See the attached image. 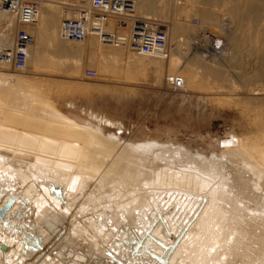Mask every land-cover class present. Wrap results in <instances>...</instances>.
<instances>
[{
	"label": "bare ground",
	"instance_id": "obj_1",
	"mask_svg": "<svg viewBox=\"0 0 264 264\" xmlns=\"http://www.w3.org/2000/svg\"><path fill=\"white\" fill-rule=\"evenodd\" d=\"M130 1L133 10L125 27L116 31L107 20L104 33L129 29L130 40L134 21L142 18L155 29L146 20L160 17L168 7L171 34L182 39L172 44L170 38L165 52L151 56L138 54L129 44L102 43L95 36L68 40L61 34L62 22L76 18L90 0H51L27 28L33 44L25 71L0 69V264H264V113L238 123L241 135L232 136L220 156L202 161L157 141H123L106 129L113 123L64 111L60 98L89 97L92 88L39 74L42 69L51 72L50 65L57 62L61 67L70 64L69 72L77 73L84 55L90 56L86 62L95 61L100 75L110 65L122 66L125 51L166 59L168 52L184 50L194 53L181 55L182 64L169 60L172 78L198 89L207 87V79L226 87L233 68L246 92L244 101L260 103L264 0ZM192 3L198 5L192 10L203 29L197 36L200 27L190 28L180 18ZM60 8L66 16L60 15ZM217 10L228 20L226 30L208 20ZM9 24L15 29L12 17H0V46L6 45ZM209 37L221 44L219 51L232 68L223 64L230 70L222 62L203 61L193 49L191 42L198 40L207 55L220 54L208 50ZM134 66L128 69L144 68ZM63 226L56 246L43 253L28 248L26 234L40 238L46 247Z\"/></svg>",
	"mask_w": 264,
	"mask_h": 264
},
{
	"label": "rangeland",
	"instance_id": "obj_2",
	"mask_svg": "<svg viewBox=\"0 0 264 264\" xmlns=\"http://www.w3.org/2000/svg\"><path fill=\"white\" fill-rule=\"evenodd\" d=\"M193 4L194 3H192V5H187H190L189 8L191 9L186 7L190 10V13L188 12L189 10L187 11L186 9L185 11L184 9L185 12L180 18L182 22L188 21L184 23H187V25L190 24L191 26L189 27H193L195 29L197 26L200 27V25L199 22H197L196 26L192 23V21L195 19L198 21L195 13H193L195 12L194 8H196L198 5ZM166 8H162L161 12L158 10L160 12V17L157 14L155 15L156 19L152 20V17L151 19L149 18L151 21L146 20V22L153 23L157 28H162L168 36L167 41L170 45L171 43H176L178 39L182 38L178 34H171L170 19L168 20L167 17L169 16V18H172L173 16L171 15L172 13L170 14L169 8ZM218 11L219 10L216 12L214 11V14L213 11L212 13L210 12V14H208V20L214 25L222 24V29L226 30V28L229 27L227 22L228 20L223 18V16L221 18L222 13L220 14ZM59 13L61 16H66L67 11L60 8ZM186 13L189 14L190 17H188ZM166 14L168 15L167 17ZM139 20L145 21L142 18H139ZM193 28L192 30H194ZM201 29V27L200 29H195L196 32L199 31L197 34H195L196 36L203 32V29ZM127 31L124 33H128ZM13 32L14 28L9 24L6 40L4 42L6 45L4 46H11ZM169 35H171V37ZM196 36H193V38ZM170 38L172 40L171 43ZM197 41L198 40H196V42ZM196 42L194 40L191 42V44L194 47L193 49H197V54L203 61L210 64L216 62L221 64L222 62V65L228 64V67L230 66L229 68H232L228 61H224L220 51V54L216 56H209L203 51L205 47L203 48L201 45H199L201 41L199 43L197 42L198 44ZM193 49L191 47L190 50ZM121 51L123 50L121 49ZM182 51L184 50H179V52H168L169 58L167 56L166 59L163 57L159 58V56H157L158 58L156 56V58L154 56L141 57L131 52L127 53V51H125L126 54H124V57L122 56L125 59L124 62H122V66L125 64L128 67H122L119 65L121 62L116 63V65L109 64L112 69L111 67L105 69V71L100 75L97 72L95 61L89 60V58L86 62L87 57L90 56L84 55L79 57V60L80 58L81 60L79 62L80 66L77 69L78 71L76 70L77 73L69 72L71 71V68H69L70 64L69 66L62 65V69L61 65L59 66V63H55V61L53 66L50 65L51 72L48 73L42 69L39 74L42 76V78L44 76V78L47 80V76H49L51 79L57 81L90 86L92 89L89 93V97L78 95L64 96L58 100L59 105H61L60 107L64 111H70L73 112V114L76 113L77 115L80 114L78 116H81L83 119L92 118V121H95L96 117L97 121L102 119L103 121H108L107 124L113 123V127L106 126V129L118 134L123 141L138 143L142 141L144 142L153 140L166 144L171 148L172 151H179L180 153L197 158V160L211 161L213 158L221 155L223 147L232 140V136L241 135V130L238 128V123L241 121H253L256 114L260 115L261 113H264V100L260 103L255 101H244V99H246V92H243L238 80L233 75V68L231 71H228L229 74L232 73V71L233 73L231 74L232 76L230 75L232 78L229 77L228 79L229 83L227 82L226 84L233 88L234 86L230 84L233 82L236 84L234 87L235 90H231L230 86L227 88L228 85L225 87V83H223L224 85L220 84L219 86L218 84L217 86V84L212 82L211 79H209L210 81L208 79V81L206 80L207 87L204 89L195 88L192 84H184L183 88L175 91L169 89L170 84L168 83L167 79L170 78V76L172 78L171 73H169V71L167 72L169 60L171 59L177 64H182L184 62V56L181 55H185V53L187 55L188 52ZM188 53L193 54L194 52L190 51ZM134 55L135 58H133ZM45 58H47V56ZM126 58H128V60ZM142 59L143 61H141ZM126 60L130 63L134 62L135 60L137 63L134 62L132 65L130 63L127 64L128 62ZM223 62L225 63L223 64ZM141 64L144 66L142 71H132L128 69L135 67L134 65L141 66ZM64 66L66 68H64ZM225 68L227 67L225 66ZM229 68L226 70H230ZM67 69L68 71L66 72ZM85 70H95L97 77L94 79L86 78L84 76ZM197 72L201 73L199 69ZM14 74H19V72H14ZM233 76L235 78H233ZM230 78L233 81H231ZM253 86L254 84L251 87ZM100 88H103L101 92H99ZM90 114H92V116ZM59 229L60 230L57 236H55L46 247L42 245L41 239H37L35 236L31 237L26 234L24 239L27 241L28 245L30 244L29 246L27 245L30 250L43 253L53 246H56L57 241L62 239L65 226L60 227Z\"/></svg>",
	"mask_w": 264,
	"mask_h": 264
},
{
	"label": "built area",
	"instance_id": "obj_3",
	"mask_svg": "<svg viewBox=\"0 0 264 264\" xmlns=\"http://www.w3.org/2000/svg\"><path fill=\"white\" fill-rule=\"evenodd\" d=\"M51 0H0V17L9 16L14 19L15 29L12 34V43L9 48L0 46V69L23 72L27 66V58L33 38L27 32L38 17L42 5L50 3ZM130 0H90L89 5L81 8L77 17L65 20L61 25L63 38L81 42L89 36H95L102 43L114 47L130 45L140 55H156L167 49V35L162 28L150 29L144 21H134L130 27L131 39L125 35L104 33L103 28L107 20H111L118 31V27H125V20L133 10ZM194 25L197 20H193ZM116 28V29H115ZM209 47L213 53L218 52L221 44L209 37ZM84 76L88 79L97 77L95 70H85ZM169 89L175 91L183 88V80L174 77L169 80Z\"/></svg>",
	"mask_w": 264,
	"mask_h": 264
}]
</instances>
